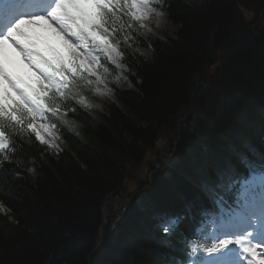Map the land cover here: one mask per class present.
<instances>
[{
	"label": "trees",
	"instance_id": "1",
	"mask_svg": "<svg viewBox=\"0 0 264 264\" xmlns=\"http://www.w3.org/2000/svg\"><path fill=\"white\" fill-rule=\"evenodd\" d=\"M164 5L175 38L153 36L126 16L114 25L124 24L117 40L135 86L104 61L115 95L80 90L105 112L72 102L77 112L58 133L70 151L48 149L42 158L47 146L9 129L16 151L0 169V202L11 209L0 213V264H189L191 247L204 249L198 229L215 207L220 174L264 164V0ZM173 146L179 185L165 188L155 174L149 208L125 199L122 191L143 188L162 168L151 156ZM156 213L182 219L165 232ZM196 256L204 260L205 251Z\"/></svg>",
	"mask_w": 264,
	"mask_h": 264
},
{
	"label": "snow or ice",
	"instance_id": "2",
	"mask_svg": "<svg viewBox=\"0 0 264 264\" xmlns=\"http://www.w3.org/2000/svg\"><path fill=\"white\" fill-rule=\"evenodd\" d=\"M154 3L164 6V0H50L43 12L21 14L32 0H0V169L5 161L11 163L9 153L16 151L9 129L27 134L29 143L34 137L40 145L47 146L40 153L42 158L48 149L60 151L59 125L67 124L69 112H77L72 102L90 107L80 90H107L105 74L109 69L101 56L117 69L124 67L117 40L124 24L119 28L114 25L126 16L141 28L146 27L143 22L155 12ZM123 39L127 43L130 36ZM7 49L29 70V78L9 66ZM219 179L216 188L220 191L213 190L215 207L202 215L212 217L217 230L230 229L240 222L244 226L220 231L212 237L216 242L211 247L192 246L187 253L189 264H201L196 256L201 250L209 254V259L234 252L232 264H264V236H258L257 231L264 224V164L249 166L247 174L221 173ZM257 207L259 216L252 211ZM7 212L0 203V213ZM179 219L182 217L172 223L178 224ZM161 226L169 231L168 226Z\"/></svg>",
	"mask_w": 264,
	"mask_h": 264
},
{
	"label": "rangeland",
	"instance_id": "3",
	"mask_svg": "<svg viewBox=\"0 0 264 264\" xmlns=\"http://www.w3.org/2000/svg\"><path fill=\"white\" fill-rule=\"evenodd\" d=\"M185 1L187 3H189V4H192V5H200L204 0H185ZM153 8L155 9V12H153L151 14L149 19H147V20H145L143 22L144 25L150 27V29L152 30L151 32L150 31H147V32H149L151 35L159 37V38H161L163 40H168L170 38H175L176 37V33L178 31V25L174 24L172 22V20L168 17V14H167V12L165 10V5L163 7H161L158 4L154 3L153 4ZM159 13H163V15H160ZM46 35H48L50 39L55 40V37H52L51 34H46ZM10 53H13L17 58H19L14 52H12L11 49H7V54H8V58H9V66L12 67L14 71H16V69L13 67V64L16 67H18V69H20V70L22 69L24 72L28 71L24 67V65L21 64V62L19 60L11 58ZM94 54H98V53H94ZM101 60H102V63H104L103 56H101ZM107 63L111 64L110 61H107ZM120 64L123 65L124 67L122 69H117L118 76L121 78V80L123 82H126L128 85L131 84L132 88H134V86H135L134 82L132 80L128 79V78L125 79V77H127L126 76V72H127L128 68L123 63L122 56L120 57ZM111 65H113V64H111ZM113 66L116 68L115 65H113ZM106 83H107V81H106ZM107 86H108L107 90L101 92V94L113 97L115 95L114 88L112 86H110L108 83H107ZM91 102H94L93 103L94 105H92ZM88 104L91 107H93V108H95V109H97V110H99L101 112H105V106H104L103 103H100V102H97V101H88ZM135 124H136L137 127L138 126H141V127L146 126V124L143 123V122H141V123L137 122ZM209 138L212 140V138L210 136H209ZM60 140H61V144H59V147H60V151L59 152H61L63 150L65 151V149H66V151H70V149L68 150V147H66L64 141L61 138H60ZM135 143L138 146L139 152L144 151V148L147 146V142L145 141V139H142V138H140V140L136 141ZM175 148L176 147L173 146V149H175ZM51 150H53L54 152H57L54 149H51ZM175 150L177 151V148ZM171 153L168 150V151H162L158 155H155V154L152 155L151 156L152 158H157L159 160V162L162 163V168L160 170L156 169V170H154V171H152L150 173V175H149L150 182H148L143 188H136V189L134 188V189H132L133 191L129 192V193H125L124 191H122V195H124L125 199H127V197H131L132 199H131L130 202L136 203L139 208H141V209L149 208L150 207V203H149L148 206L146 205V203H147L146 201L149 200V197L146 194V190H147V187L151 185V182H153V180H154L153 177H154L155 174H157L159 176V180L162 182V185L165 188L170 187V186L177 187L178 186L177 183H179V180H178V177L175 175V172L173 170L174 167L176 166L177 162L174 163V162L169 160L168 154H171ZM165 155H167L166 156L167 157V161L165 159ZM82 165L84 166L85 164L82 163L81 166ZM109 169L110 170H107V171H109V174L112 175V174H114V172L116 173V169H114V171H113L111 166H110ZM113 199H115L114 196L111 198V200L106 201L107 204L108 203H115V200H113ZM5 208L8 210L7 213L11 212V209H9L6 205H5ZM255 209H258L259 213L256 212ZM255 209H253L252 211H254L256 213V215L259 216L260 215L259 208L257 207ZM155 217L160 218V215H155ZM105 218H107V213L105 215ZM162 222L164 223L165 219H163ZM262 227H264V224H262ZM174 228H175L174 224L170 225L169 226V231L174 229ZM258 229H262V228H258ZM202 230L204 231L202 240H203V243H206L204 247L205 248L211 247L212 244H214L216 242L214 239H212V237H215V236H217V233H220L219 230H217L214 227L213 222H212V217H210L209 220L207 221V223H205L204 226L200 228L199 235H200V232ZM262 231H264V230H262ZM205 256H206L205 257L206 260L201 262V264H213V260L215 258L209 259V254L207 252H205Z\"/></svg>",
	"mask_w": 264,
	"mask_h": 264
},
{
	"label": "bare ground",
	"instance_id": "4",
	"mask_svg": "<svg viewBox=\"0 0 264 264\" xmlns=\"http://www.w3.org/2000/svg\"><path fill=\"white\" fill-rule=\"evenodd\" d=\"M146 29H147V31H150V32L152 31V30L150 29V27H148V26H146ZM93 103H94V102H91L92 105H94ZM57 143H58V144H61V140L59 139V140L57 141ZM178 178H179V177H178ZM178 180H180V178H179ZM177 185H179V183H177ZM146 202H147L146 205H148V201H146ZM4 207H5V206H4ZM160 217H161L162 220L165 219L164 224H165V225H169V226L172 225V224H173L172 221L175 220V219H170V218H167V217H166V218H167V219H166V218L164 217V215H160ZM173 218H177V217H173ZM167 220H168V221H167ZM262 229H264V227H262ZM257 231H258V234L263 235L261 229H258ZM263 232H264V231H263Z\"/></svg>",
	"mask_w": 264,
	"mask_h": 264
},
{
	"label": "water",
	"instance_id": "5",
	"mask_svg": "<svg viewBox=\"0 0 264 264\" xmlns=\"http://www.w3.org/2000/svg\"><path fill=\"white\" fill-rule=\"evenodd\" d=\"M145 28V27H144ZM145 30H146V28H145ZM147 31V30H146ZM192 114H189V115H187L186 116V119L189 117V116H191ZM5 206V205H4ZM107 222V218H105V220H104V222L101 224V226H100V234L102 233V231H103V224L104 223H106ZM102 245V242L99 244V246H98V248L100 247Z\"/></svg>",
	"mask_w": 264,
	"mask_h": 264
},
{
	"label": "clouds",
	"instance_id": "6",
	"mask_svg": "<svg viewBox=\"0 0 264 264\" xmlns=\"http://www.w3.org/2000/svg\"><path fill=\"white\" fill-rule=\"evenodd\" d=\"M5 205V204H4Z\"/></svg>",
	"mask_w": 264,
	"mask_h": 264
}]
</instances>
